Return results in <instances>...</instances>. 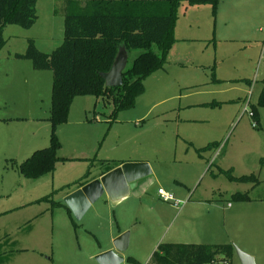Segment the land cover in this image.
I'll use <instances>...</instances> for the list:
<instances>
[{
    "label": "rangeland",
    "instance_id": "1",
    "mask_svg": "<svg viewBox=\"0 0 264 264\" xmlns=\"http://www.w3.org/2000/svg\"><path fill=\"white\" fill-rule=\"evenodd\" d=\"M64 1L40 0L38 20L30 29H3L0 264H97L98 243L120 232L129 234L122 264H147L158 244L204 241L202 235L187 233L190 209L210 210L204 213L210 215L206 221L218 224L232 194L264 199V108L257 107V129L240 107L249 92L256 105L264 80V0H217L215 9L178 0L176 41L163 67L143 80L133 103L109 119L111 106L99 101L94 107V97H75L67 121L55 131L58 155L68 159L39 178L21 176L17 166L49 144L52 73L33 70L27 60L6 58L8 52L19 53L27 39L40 51L54 50L63 40ZM152 51L159 53L156 47ZM137 53H129L128 66ZM142 159L150 161L156 176L144 199L131 194L113 206L102 196L80 220L55 204H63L80 181L91 180L101 169ZM229 169L236 177L253 174L260 183L232 182L222 172ZM158 189L171 194L180 203L177 208L163 201ZM255 204L256 211L242 212L240 226L226 219L230 238L223 234L208 241L230 244L264 264V202ZM231 264H240L235 250Z\"/></svg>",
    "mask_w": 264,
    "mask_h": 264
},
{
    "label": "trees",
    "instance_id": "2",
    "mask_svg": "<svg viewBox=\"0 0 264 264\" xmlns=\"http://www.w3.org/2000/svg\"><path fill=\"white\" fill-rule=\"evenodd\" d=\"M40 0H0V51L6 45L3 29L17 25L30 29L38 20L36 5ZM209 4L215 9L217 0H189ZM178 0H65L63 14V40L50 53L37 49L34 40L27 39L23 52L15 53L16 60L30 61L35 71H50L52 85L50 109L49 144L34 151L17 166L21 176L36 179L51 173L58 162L60 143L56 128L67 121L71 103L75 97L92 96L95 106L101 101L103 107L111 106L108 115L113 119L118 111L130 106L142 92V82L155 70L163 67L165 56L175 43L173 29ZM153 47L159 53L152 51ZM120 48L129 55L137 51L130 66L122 73V85L105 87L102 74L107 73ZM251 109L258 120V108H264V80ZM218 145L210 144L206 149ZM228 180L251 183L256 187L260 181L251 174L233 176L231 169L222 171ZM86 173V178L88 176ZM84 182L80 181L78 186ZM251 199L248 193H234L229 202L245 203ZM66 208L64 204L55 203ZM67 209V208H66ZM68 210V209H67ZM70 215V211L68 210ZM234 255L230 244L161 243L151 254L147 264H218Z\"/></svg>",
    "mask_w": 264,
    "mask_h": 264
},
{
    "label": "water",
    "instance_id": "3",
    "mask_svg": "<svg viewBox=\"0 0 264 264\" xmlns=\"http://www.w3.org/2000/svg\"><path fill=\"white\" fill-rule=\"evenodd\" d=\"M127 59L126 50L120 48L110 70L101 75L105 87L115 88L122 85V73L127 66ZM151 174L150 166L146 162L121 164L67 195L63 204L76 220H80L90 206L102 196H106L114 206L134 194L142 184L148 183ZM128 238L127 232L117 236L112 242L113 249L98 254L95 262L97 264H122L124 259L120 253L127 249ZM234 250L240 264H255L250 255L237 248Z\"/></svg>",
    "mask_w": 264,
    "mask_h": 264
},
{
    "label": "crops",
    "instance_id": "4",
    "mask_svg": "<svg viewBox=\"0 0 264 264\" xmlns=\"http://www.w3.org/2000/svg\"><path fill=\"white\" fill-rule=\"evenodd\" d=\"M81 1H85V0H81ZM39 3V1H38ZM37 3V5H38ZM36 5V7H37ZM61 44V41H57L56 42V46L60 45ZM26 46H24L20 51L19 53L23 52L24 49H25ZM261 50H264V38L261 42ZM43 52V51H42ZM45 53V52H44ZM15 53L13 52H8V58H6L7 60L9 59H14L13 58V55ZM128 55V54H127ZM15 61H23V60H15ZM127 62H128V59H127ZM22 67H26V66H22ZM41 76L39 75L38 78H40ZM52 85V84H51ZM262 87V86H261ZM261 90V89H260ZM260 92V91H259ZM51 94V92H50ZM259 95V94H258ZM246 98V97H245ZM245 98L243 100H241V103H240V107L243 108V102L245 100ZM252 104V103H251ZM253 105V104H252ZM93 106L95 107V102L93 104ZM49 109H50V105H49ZM48 116H49V113H48ZM48 116L46 118H48ZM242 116V115H241ZM258 120H259V125L258 127L260 126V119H259V115H258ZM258 129V128H257ZM46 148V147H45ZM39 150V149H38ZM59 156V155H58ZM60 158H65V159H68L67 157H63V156H59ZM104 160V159H103ZM97 161V160H96ZM95 161V162H96ZM99 161V160H98ZM105 161V160H104ZM130 162H146L148 163V165L150 166V169H152V174L149 178V181L148 183L146 184H142L141 187L133 194V196L135 197V199H144V197H146V193L147 191L149 190V187L153 184V181H155V177L154 176L155 174L154 173V169H153V166L151 165L150 161L148 160H136V161H130ZM94 166V165H93ZM120 166V165H118ZM96 167V166H94ZM102 168V167H101ZM100 167L97 168V170H100L101 169ZM111 169H101V171H99L97 173V175H94L92 177L91 180L89 181H86L84 182L83 185L89 183L90 181L94 180V179H97L99 178L100 176H102L103 174H105L106 172L110 171ZM82 185V186H83ZM82 186H77L73 191H76L77 189H79L80 187ZM71 191V192H73ZM71 192L67 193L65 196L71 194ZM105 197V196H104ZM106 198V197H105ZM185 199V197H183ZM251 199V198H250ZM259 202H257V200H253L251 199L250 202H245V203H236V205H239L238 207L234 208L233 209V206L230 204V202L227 204V207L224 208L223 210V217H222V222H219L218 224L215 223H211V222H208L206 221V219H208V216L210 215H207V217H205V214H209L210 213V210H207V211H201L200 208H199V211L196 210V209H190L188 212H187V218H186V222L185 224L187 223V227H188V232L189 234H193V233H197L198 235H202L204 241H202V243H195V244H208V245H211L208 241V240H211L212 237H216V236H219V235H223V234H226L228 236V238H230V234H232V229L231 227L229 226V224H227V221L226 219H230V218H234L235 220V227L238 225L240 226L242 223H241V214L242 212L245 210H255L254 207L257 206V204L255 203H263L264 202V199L263 200H258ZM188 202H190L188 200ZM192 203V202H190ZM189 203V204H190ZM196 203H201V202H196ZM169 207H173V205H170ZM187 206L181 208V212L179 211L177 214H181L183 213V211L186 209ZM175 208V206H174ZM177 208V207H176ZM256 211V210H255ZM120 234H122V232L120 233H117L116 235L114 236H111L110 237V240L107 242V243H103L101 244L100 242L98 243V248L97 250L94 252V255H98L100 253H103L105 251H108V250H111L113 249V246H112V241L117 237L119 236ZM165 238V237H164ZM163 238V240H164ZM209 238V239H208ZM232 238V237H231ZM158 240H161V238H159ZM229 240H234V239H229ZM213 245V244H212Z\"/></svg>",
    "mask_w": 264,
    "mask_h": 264
},
{
    "label": "built area",
    "instance_id": "5",
    "mask_svg": "<svg viewBox=\"0 0 264 264\" xmlns=\"http://www.w3.org/2000/svg\"><path fill=\"white\" fill-rule=\"evenodd\" d=\"M251 92H249V94L246 96L244 102H243V108H242V115H249L251 117V126L253 128H258L259 123L257 122V120L254 117V113L251 109ZM158 195L160 196V198L165 201V202H171L174 206H178L180 203L175 201L173 196L167 192H165L163 189H158L157 191ZM218 264H230L228 261L226 262H220Z\"/></svg>",
    "mask_w": 264,
    "mask_h": 264
}]
</instances>
